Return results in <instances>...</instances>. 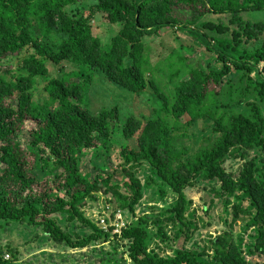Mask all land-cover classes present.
Wrapping results in <instances>:
<instances>
[{
  "label": "trees",
  "instance_id": "obj_1",
  "mask_svg": "<svg viewBox=\"0 0 264 264\" xmlns=\"http://www.w3.org/2000/svg\"><path fill=\"white\" fill-rule=\"evenodd\" d=\"M86 1L92 2L88 12H67ZM186 10L195 17L209 13L219 18L201 22V29H196L191 20L181 19ZM246 12H264V0H0V67L6 59L31 51L20 68L2 69L0 74V222L42 226L55 243L73 250L110 239L111 234L81 210V202L100 186L97 179L91 181L82 174L77 152L104 148L113 136V124L120 121L119 111L113 108L94 115L81 100L96 76L131 94L143 95L150 83L144 39L173 29L193 36L222 66L208 72L192 71L175 89L172 100H162L158 118L144 122L129 117L121 126V135L126 141L134 139L137 147L123 149L125 175L118 185L107 182L108 191L122 210L135 214L143 198L135 171L149 166L177 196L173 219L185 242L195 231L187 217L191 202L186 195L194 180L216 184L218 189L212 192L219 199L244 191L254 214L241 213L250 214L257 231L252 254L264 258V168L257 164V155L264 153V114L255 105L249 109L245 105L240 112L228 104L223 109L216 104L215 112L209 110L215 96L229 89L230 80L239 73L257 74L247 90H254L264 100V44L249 48L264 35V23L244 21ZM99 14L110 24L122 26L111 37L108 49L93 34L92 23ZM55 34L64 36L58 46L50 43ZM65 63L73 71L51 79L44 89L56 106L47 108L34 102L35 80L48 77V64L61 66L63 73ZM236 90L239 88L230 87L229 100ZM239 105H243L241 101ZM173 118H188V126L212 120L213 136L196 152L183 148L179 139L187 134L174 129ZM24 133L28 147L19 140ZM37 155L40 166L35 165ZM229 160L244 163L236 174L226 169ZM64 214L91 234L73 239L52 218ZM161 234L163 240L167 238ZM121 239L129 242L133 264H250L231 232L211 241L212 260L205 258L206 252L196 254L184 247L174 258L153 256L141 227L124 229ZM7 252L0 246V264H16L17 252Z\"/></svg>",
  "mask_w": 264,
  "mask_h": 264
},
{
  "label": "rangeland",
  "instance_id": "obj_2",
  "mask_svg": "<svg viewBox=\"0 0 264 264\" xmlns=\"http://www.w3.org/2000/svg\"><path fill=\"white\" fill-rule=\"evenodd\" d=\"M91 5V1H86L69 7L67 12L70 14L78 11L88 12ZM218 18L209 13L202 17L197 15L195 17V13L190 10L181 13L183 22L191 20V26L196 29H201V22L216 21ZM242 18L246 22L264 23V12H246L242 14ZM92 24L94 36L101 39L105 49L109 48L111 37L122 29L121 25L110 24L106 16L102 14L96 16ZM63 39L64 36L55 34L50 38V43L58 46ZM143 43L149 62L147 79L150 82L143 95L131 94L96 76L93 83L86 86L81 100L82 106L94 115L113 108L119 111L120 121L113 124V136L105 143L104 148L77 152L82 174L91 181L97 179L100 186L99 191L93 192L91 197L81 202V210L87 218L108 231L111 234L110 239L100 244H92L85 249L73 250L66 245L55 243L42 226L33 227L29 224L21 225L2 221L0 222V246L4 248V252L9 251L7 253L10 255L11 250L17 252L16 264H133L128 254L129 242L121 239L122 231L129 227L143 228L147 234L149 252L153 256L164 258L176 257L184 247L196 254L206 252L205 258L212 260L214 252L211 241L226 232H231L247 262L264 264L263 257L252 254L257 231L252 225L250 214L241 213L249 211L254 214L252 204L244 191L237 192L232 198L219 199L212 192L213 188L218 189L216 184L194 180L192 186L186 190L187 198L191 202L187 217L195 229L189 242L180 238V227L173 219L177 196L156 177L149 166L145 165L135 171L136 177L143 186V198L136 207L135 214L122 210L118 201L109 193L107 182L118 185L125 175L121 168L123 149L137 147L134 139L126 141L121 135V126L129 117L134 116L144 122L158 118L163 105L162 100L164 98L172 100L175 89L191 77L192 71L208 72L210 69H219L222 66L213 54L206 52L193 36L187 33L167 29L162 31L160 36L145 38ZM257 43L260 46L264 44V35L258 42H252L249 48L254 49ZM30 53L31 51L28 50L21 55L6 59L3 67H0V74L5 69L20 68L23 59ZM125 64L129 66L131 61L127 59ZM60 69L61 66L48 64V77L35 80L34 102L47 108L56 106V102L45 93L44 89L51 79L61 78L63 74L73 71L69 63L64 64L63 73ZM256 78V73L251 74V77L245 73L235 75L230 80L229 89L215 96V104L210 105L209 110L215 112L216 104L221 105L222 109L225 104H228L234 112H240L245 105L248 109L249 105H255L259 106L264 114V100L260 101L254 90H247V86ZM232 85L239 90L234 91L232 99L229 100ZM240 101L243 105L237 106ZM15 103L16 101L12 102V104ZM188 121V118L181 120L173 118L172 125L180 135L184 132L187 134L186 137L179 139V144L183 148H191L193 152H196L207 138L213 136L215 123L212 120L199 121L188 126ZM19 140L28 147L27 133L20 135ZM257 156L259 160L257 164L262 169L264 153L261 152ZM243 164L239 160H229L226 169L236 174ZM35 165L40 166L38 155ZM106 179L108 180L105 181ZM236 215L239 218L237 221ZM69 217L70 215L64 214L52 218L73 239L85 238L91 234L89 229L83 227L78 221H71ZM161 231L167 235L164 240ZM116 235L118 236L114 237ZM6 260H8L7 257Z\"/></svg>",
  "mask_w": 264,
  "mask_h": 264
},
{
  "label": "built area",
  "instance_id": "obj_3",
  "mask_svg": "<svg viewBox=\"0 0 264 264\" xmlns=\"http://www.w3.org/2000/svg\"><path fill=\"white\" fill-rule=\"evenodd\" d=\"M7 258H9V256H7Z\"/></svg>",
  "mask_w": 264,
  "mask_h": 264
}]
</instances>
